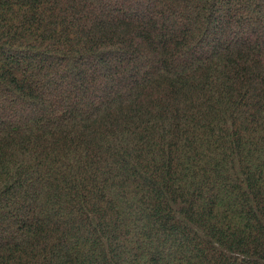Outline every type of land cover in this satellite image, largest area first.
Wrapping results in <instances>:
<instances>
[{
	"label": "trees",
	"instance_id": "obj_1",
	"mask_svg": "<svg viewBox=\"0 0 264 264\" xmlns=\"http://www.w3.org/2000/svg\"><path fill=\"white\" fill-rule=\"evenodd\" d=\"M0 264H264V0H0Z\"/></svg>",
	"mask_w": 264,
	"mask_h": 264
},
{
	"label": "rangeland",
	"instance_id": "obj_2",
	"mask_svg": "<svg viewBox=\"0 0 264 264\" xmlns=\"http://www.w3.org/2000/svg\"><path fill=\"white\" fill-rule=\"evenodd\" d=\"M15 118V117H14ZM13 119V118H12Z\"/></svg>",
	"mask_w": 264,
	"mask_h": 264
}]
</instances>
